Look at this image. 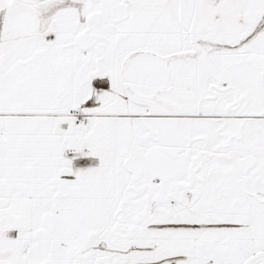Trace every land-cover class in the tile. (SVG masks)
I'll return each instance as SVG.
<instances>
[{
	"label": "snow or ice",
	"instance_id": "obj_1",
	"mask_svg": "<svg viewBox=\"0 0 264 264\" xmlns=\"http://www.w3.org/2000/svg\"><path fill=\"white\" fill-rule=\"evenodd\" d=\"M0 264H264V0H0Z\"/></svg>",
	"mask_w": 264,
	"mask_h": 264
}]
</instances>
